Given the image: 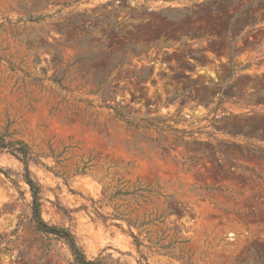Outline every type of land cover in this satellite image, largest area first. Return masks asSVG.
Listing matches in <instances>:
<instances>
[{
  "label": "rangeland",
  "instance_id": "rangeland-1",
  "mask_svg": "<svg viewBox=\"0 0 264 264\" xmlns=\"http://www.w3.org/2000/svg\"><path fill=\"white\" fill-rule=\"evenodd\" d=\"M0 135L87 260L264 264V0H0ZM22 174L0 264H74Z\"/></svg>",
  "mask_w": 264,
  "mask_h": 264
},
{
  "label": "trees",
  "instance_id": "trees-1",
  "mask_svg": "<svg viewBox=\"0 0 264 264\" xmlns=\"http://www.w3.org/2000/svg\"><path fill=\"white\" fill-rule=\"evenodd\" d=\"M247 105H249V103ZM150 126L151 124L147 123V126L143 128L148 129L150 128ZM0 149L6 150L10 155H12L22 164L23 167L22 179L23 182L29 188V192L32 200L31 216L36 230L41 233L54 235L59 239L63 240L64 243L68 246L73 256L74 264H102L96 260L90 261L86 259V257L79 249L75 237L68 229L59 228L56 226H50L47 223H45L41 218L40 202H39V186L30 176V172L28 168V164L31 158L30 149L20 141H13V142L6 141L4 136L2 135H0ZM134 194L135 193H132V195ZM139 196L141 197V195ZM134 240L136 246L139 247L140 245L139 241L136 238H134Z\"/></svg>",
  "mask_w": 264,
  "mask_h": 264
}]
</instances>
